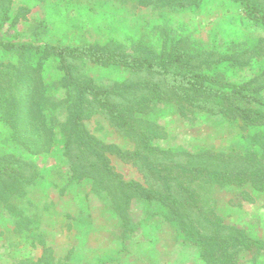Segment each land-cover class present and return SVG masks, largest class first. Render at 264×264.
Instances as JSON below:
<instances>
[{
  "label": "rangeland",
  "instance_id": "374dc122",
  "mask_svg": "<svg viewBox=\"0 0 264 264\" xmlns=\"http://www.w3.org/2000/svg\"><path fill=\"white\" fill-rule=\"evenodd\" d=\"M183 1V7L176 5ZM254 1L264 6V0ZM240 8L234 0H0V35L40 36L51 46L99 44L127 54H138L144 48L160 56L173 44L193 57L204 58L213 52V57L226 60L211 63L216 59L208 57L203 72L236 86L248 85L246 89L261 98L255 108L264 113V25L243 18ZM38 50L0 48V63L18 64L23 59L33 69L41 64L35 80L41 87L44 83L48 99L45 118L55 132L50 153L34 154L14 138L0 108V157L13 156L22 164L24 175L38 176L22 200L26 215L38 222L31 229L16 233L19 217L6 213L0 204V262L8 258L5 264L10 259L34 263L52 255L49 264H57L70 254L71 264H208L196 237L185 228L191 220L207 235L214 234L216 228L199 218L190 190L205 210L220 218L223 238L237 243L239 231H244L261 241L235 244L238 263L264 264V191L247 182L253 171H264V125L247 126L244 121L205 112L181 114L175 102L163 103L154 97L150 85L142 90L140 82L151 80L145 73L76 63L80 80L114 89L119 103L137 106L136 118L160 128L161 137L153 145L175 154V163L188 167L187 154H201L200 159H190L196 166L231 176L248 172L243 184L207 179L190 182L187 174L171 178L172 192L190 201L193 219L183 221L159 202L140 197L132 200L126 211L114 203L122 199L109 197L106 184L97 190L95 179L78 181L68 175L71 161L64 154L65 124L70 117L68 104L76 97L69 98L73 85L63 86L59 61L43 58L44 51ZM89 102L83 122L91 134L123 151L135 150L136 142L122 135L102 109L93 108L91 98ZM109 164L118 180H141L137 167L116 155L110 156ZM81 169L88 170L86 166ZM89 169L102 183L107 182L94 167ZM144 178V186H162V178Z\"/></svg>",
  "mask_w": 264,
  "mask_h": 264
},
{
  "label": "trees",
  "instance_id": "16d2710c",
  "mask_svg": "<svg viewBox=\"0 0 264 264\" xmlns=\"http://www.w3.org/2000/svg\"><path fill=\"white\" fill-rule=\"evenodd\" d=\"M234 1L240 4L243 18L264 25V6L254 0ZM176 5L183 7L184 1L177 2ZM31 47L39 49L38 51L43 50V58L57 59L59 68L64 73L63 86L73 85V89L69 90V98H73L74 94L76 98L68 104L70 117L65 124L67 140L64 153L65 157L67 156L71 161L68 173L71 179L75 178L78 181L95 179L97 184L95 189L97 190H101L106 184L109 197L114 201L122 199V202L114 203H119V208L126 211L129 209L131 201L140 197L149 202H159L171 209L173 214L183 221L193 219L191 204L190 201H187L189 205L175 192H172L171 178L179 179L182 175L187 174V177L189 176L191 179L190 182L201 179L216 182L231 181L240 184L246 182L243 178L248 172L231 176L229 173L210 170L206 166H196L192 160L202 158L201 154H187L189 156L188 167L185 163H175L173 160L175 154L153 145L161 137V130L152 123L136 118L134 114L137 112V106L132 103H119L116 99L119 94L114 89L99 87L91 80H80L82 78L76 74L78 72L76 63L104 68L121 67L129 69V71L145 73L151 80L146 79V81L140 82L142 90L150 85L154 97L161 98L163 103L164 101L175 102L179 106L181 114L183 112L186 114L205 112L210 115L223 116L229 120H241L247 126L264 125V113L259 108H255V104L260 103L261 98L256 97L255 93L252 94L253 90L246 89L248 85L236 86L218 76H210L203 72L207 58H215L213 52L204 58L199 56H195V58L180 50L177 44H173L160 56L144 48H140L141 52L138 54H127L118 48L99 44L51 46L44 44L40 36L29 39L19 38L17 35H0V48L21 51ZM215 59L211 63H221L226 60ZM23 61V59L19 60L18 64L0 63V108L3 112V120L13 129L14 138L30 152L38 155L50 153L55 135L54 127L49 126L47 118H45L44 105L48 99L44 83L42 82L41 87L35 80V72H39V69L36 68H40L41 64L33 69ZM258 90L260 88H255V91ZM132 92L133 90L129 91V93ZM90 98L93 108L102 109L111 124L122 135L136 142L135 150L123 151L118 146L104 143L91 134L83 122L84 108L85 105L90 104ZM111 155H116L124 163L137 167L141 180H131V182L118 180L117 176L112 173L109 164ZM215 159L219 160V158ZM79 165L86 166L88 170L81 169ZM89 165L94 167L99 173L98 176H102L107 182L103 181L102 183L96 178V174L90 173ZM24 174L22 164L15 157H0V204H3L7 210L6 213L19 217L16 220V233L29 230L31 225L38 223L36 218L26 215L22 207L27 187L32 185L38 176L37 173H32L29 176ZM146 175L162 178V186H144ZM247 177V182H252L255 188L264 191V171H253ZM185 188L183 186L182 190L184 191ZM188 194L196 202L195 207L199 218L216 228L214 234L207 235L202 228L195 227L196 220H191L193 223L188 224L185 228L190 236L196 237V241L201 247L202 257L208 264H239L236 245L241 243L246 246L250 243H261L239 230L240 238L237 243H234V239L223 238L220 235L222 226L220 218L211 213V210H205L196 194L190 190ZM126 211H124L125 224L128 226ZM7 259L1 261L0 264H5ZM53 259L52 255L44 256L42 260L34 263L24 260L15 262L10 259L8 264H49ZM70 259L71 255L67 254L57 264H71L69 263Z\"/></svg>",
  "mask_w": 264,
  "mask_h": 264
}]
</instances>
